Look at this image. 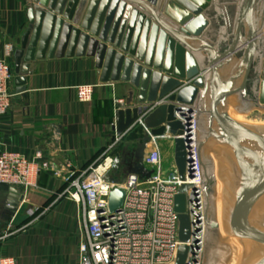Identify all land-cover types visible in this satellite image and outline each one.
<instances>
[{
	"label": "water",
	"instance_id": "1",
	"mask_svg": "<svg viewBox=\"0 0 264 264\" xmlns=\"http://www.w3.org/2000/svg\"><path fill=\"white\" fill-rule=\"evenodd\" d=\"M26 1L29 25L13 55L16 82L34 60L93 57L102 82L137 88L135 105L115 111L118 138L139 120L151 136L185 134L175 114L188 119L194 111L206 234L219 228L208 214L215 175L202 147L210 139L222 145L232 176L228 232L255 246L247 264H264V128L246 125L238 113L264 110V0ZM25 90L21 85L16 93ZM173 160L183 180L188 157L181 138L173 141ZM188 189L182 185L174 197L181 242L174 264L189 263ZM123 196L120 188L110 192V213L120 210ZM23 198L9 188L5 218ZM211 259L210 251L208 264Z\"/></svg>",
	"mask_w": 264,
	"mask_h": 264
},
{
	"label": "crops",
	"instance_id": "2",
	"mask_svg": "<svg viewBox=\"0 0 264 264\" xmlns=\"http://www.w3.org/2000/svg\"><path fill=\"white\" fill-rule=\"evenodd\" d=\"M27 9L26 0H0V58L5 45H12L6 60L13 70L14 94L10 109L0 117V147L28 156L41 150L52 170L40 173L37 187L25 194L15 188L24 198L9 219L4 215L10 187L0 186V248L16 264H77L81 221L78 205L63 194L66 179L84 178L108 147V155L120 163L115 146L126 133L116 141L115 111L135 105L137 88L128 81L102 82L101 69L87 56L34 60L21 76L24 81L17 83L13 55L29 25ZM83 84L95 89L91 101L79 103L74 87ZM21 85L26 90L16 93ZM149 150L147 144L138 172L148 170L143 157Z\"/></svg>",
	"mask_w": 264,
	"mask_h": 264
},
{
	"label": "built area",
	"instance_id": "3",
	"mask_svg": "<svg viewBox=\"0 0 264 264\" xmlns=\"http://www.w3.org/2000/svg\"><path fill=\"white\" fill-rule=\"evenodd\" d=\"M12 52V45L7 44L5 57L0 58V117L8 112L14 96L10 90L13 70L6 60ZM94 89L95 85L89 84L75 86L76 101H91ZM115 103L121 104V101L115 100ZM175 117L186 125L185 134L151 136L144 129L150 147L143 157L148 168L145 173H130L120 185L111 182L108 174L116 168L118 159L108 155L111 149L108 147L83 173L84 178L66 179L68 185L63 194L78 205L81 221L77 264H174L181 244L174 197L182 185L189 186L184 211L192 229L191 241L185 243L189 247L188 264H202L206 220L195 112L192 111L188 119L178 112ZM176 138L184 140L188 157L183 180L179 178L173 158L170 167L164 168L162 141L169 140L173 145ZM51 170L52 164L41 150L28 156L0 147V186L19 188L25 194L37 187L40 173ZM53 172L59 175V171ZM114 188L122 189L124 196L120 210L110 213L108 198ZM0 264H16V261L0 248Z\"/></svg>",
	"mask_w": 264,
	"mask_h": 264
},
{
	"label": "rangeland",
	"instance_id": "4",
	"mask_svg": "<svg viewBox=\"0 0 264 264\" xmlns=\"http://www.w3.org/2000/svg\"><path fill=\"white\" fill-rule=\"evenodd\" d=\"M248 118L253 119L257 127L264 128V110L258 109L256 107L250 106L248 107ZM144 128H142L141 125H136L134 128L129 130L124 137L116 142L115 146V151H119V156L120 157V163L116 166V168L112 169L109 174H108V179L115 183V184H122L125 178L127 177L128 174L130 173H135L137 171V166L141 162V157L143 156V152L145 151V147L148 144V140L146 141V135L144 133ZM162 154L164 158V168L170 167L172 163V158H173V145L169 140H164L162 141ZM224 150L222 145H218L213 143L212 140L205 141L202 147V152L206 159H209L212 163L213 160H215V164L217 166V163H221V158L218 157L219 150ZM115 153V152H114ZM113 153V154H114ZM224 163V162H223ZM225 169L226 167L229 168L227 169L230 171V166L228 164H225ZM227 165V166H226ZM214 171V167H213ZM145 173V172H142ZM215 174V173H214ZM214 184L212 185V188L210 189V208H209V217L210 218H215L214 213V204H213V196H214ZM212 204V205H211ZM220 230H209L206 234V239H205V245H204V251L202 255V264H208V257L209 253L211 251V255L213 252H215L217 249H222L221 251L225 252V245H221L222 239L220 240ZM225 240L227 239L228 243H230L229 238L227 235L224 236ZM226 241V243H227ZM222 246V247H221ZM227 249V248H226ZM226 256V255H225ZM225 256L216 261L215 264H225L223 259L225 260ZM220 260L219 263H217ZM222 261V262H221ZM248 261V260H247ZM246 264V263H245Z\"/></svg>",
	"mask_w": 264,
	"mask_h": 264
},
{
	"label": "bare ground",
	"instance_id": "5",
	"mask_svg": "<svg viewBox=\"0 0 264 264\" xmlns=\"http://www.w3.org/2000/svg\"><path fill=\"white\" fill-rule=\"evenodd\" d=\"M261 109V108H258ZM263 110V109H262ZM239 117L243 123L250 126H256L254 124L255 121L253 119L248 118V112L241 113L240 111ZM219 150V149H218ZM219 158H221V163L215 164V160H213V167H214V175H215V185H214V196H213V204H214V213L215 219L219 225L218 230H220L221 235L220 240L222 239L221 245H225V252L224 249H217L215 252L212 253V259L210 264H215L218 259L225 256V260L223 259L225 264H247L255 251V246L251 243H247L244 240L234 237L229 234L228 229L225 224V214L227 208V200H226V191L228 190V186L232 183V176L231 171H228L225 164H228V159L224 150H219L217 154ZM224 162V163H223ZM227 166V165H226ZM211 200V199H210ZM211 203V201H210ZM212 205V204H211ZM227 235L229 238L230 243H228L227 239L225 240L224 236ZM227 241V243H226ZM222 247V246H221ZM227 248V249H226ZM248 260V261H247ZM220 260L217 262L219 263ZM222 262V261H221Z\"/></svg>",
	"mask_w": 264,
	"mask_h": 264
}]
</instances>
